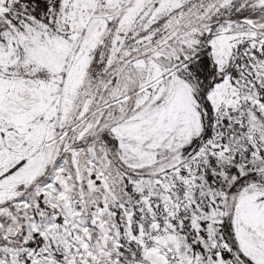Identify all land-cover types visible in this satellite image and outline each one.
<instances>
[{
    "label": "snow or ice",
    "instance_id": "6c2138e0",
    "mask_svg": "<svg viewBox=\"0 0 264 264\" xmlns=\"http://www.w3.org/2000/svg\"><path fill=\"white\" fill-rule=\"evenodd\" d=\"M0 264H264V0H0Z\"/></svg>",
    "mask_w": 264,
    "mask_h": 264
}]
</instances>
